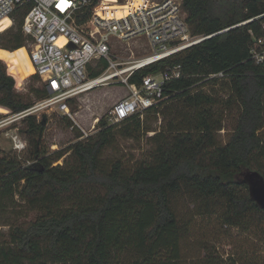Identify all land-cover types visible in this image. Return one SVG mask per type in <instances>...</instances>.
<instances>
[{
	"label": "trees",
	"instance_id": "trees-1",
	"mask_svg": "<svg viewBox=\"0 0 264 264\" xmlns=\"http://www.w3.org/2000/svg\"><path fill=\"white\" fill-rule=\"evenodd\" d=\"M184 7L194 35L214 36L136 75L140 81L181 65L184 77L168 85L166 102L120 124H109L103 116L98 133L73 144L63 165L58 163L65 153H43L46 116L25 119L24 134L33 140L28 139L24 154L0 150V207L18 190L39 213L29 227H11L9 240L0 243V264H184L175 204L183 191L207 199L212 207L222 201L225 225L246 228L250 216L264 221V209L251 199L245 179L246 170L264 176V68L250 59V31L260 22L238 26L264 14V0H184ZM26 43L21 31L0 47L18 50L12 57L21 62L18 55ZM220 72L224 78L208 79ZM10 75L0 63V106L17 113L32 105L16 91ZM219 83L229 93L226 99L214 89L205 91ZM38 95L48 96L44 85ZM175 99L187 102L194 114L185 127L168 134L155 131L152 140L158 147L152 162L132 174L121 161L110 168L102 165L103 153L117 136L132 139L153 132L142 119ZM215 103L227 109L239 106L237 127L227 144L217 139L222 118L207 108ZM214 262L215 257L207 258V264Z\"/></svg>",
	"mask_w": 264,
	"mask_h": 264
},
{
	"label": "built area",
	"instance_id": "built-area-1",
	"mask_svg": "<svg viewBox=\"0 0 264 264\" xmlns=\"http://www.w3.org/2000/svg\"><path fill=\"white\" fill-rule=\"evenodd\" d=\"M20 10H25L22 31L31 64L48 96L24 111L9 110L0 118V134L18 155L27 151L28 142L17 123L45 112L75 120L71 102L98 87L123 85L131 91L108 112L110 124H120L136 114L143 116L163 104L170 96L168 85L184 77L182 66H169L140 81L135 80L136 75L214 36L193 34L184 0H0V23ZM254 21L260 23L257 30L250 31V59L264 68V14L238 26ZM136 38L148 40L150 53L137 57L131 52L127 59L113 50L114 42ZM224 77L220 72L208 79Z\"/></svg>",
	"mask_w": 264,
	"mask_h": 264
},
{
	"label": "rangeland",
	"instance_id": "rangeland-1",
	"mask_svg": "<svg viewBox=\"0 0 264 264\" xmlns=\"http://www.w3.org/2000/svg\"><path fill=\"white\" fill-rule=\"evenodd\" d=\"M114 1L109 0V3ZM20 13L0 23V43H6L14 34L22 31ZM112 15L113 13H110L108 16L111 17ZM21 49L24 50V53H20L18 56L22 63L12 57V54L18 50L12 51L0 47V63L6 67L9 75L11 73L14 76L10 75L15 79L16 91L33 105L43 99L38 95L43 83L30 62V47L26 43V47ZM113 50L127 59L131 52H134L137 57L150 53L148 40L139 38L131 42H114ZM222 88L223 85L220 83L215 86L207 85L205 91L213 92L212 89H214L218 93L215 94L220 99H226L229 93ZM130 93V89L123 85H105L84 93L76 97L70 104L75 120L59 113L45 112L39 116L36 115L38 121H41L44 116L47 117L48 121L42 140L43 153L48 156L55 152L65 153L58 163L63 165L65 160H70L69 148L82 139L81 136L86 137L87 134L94 136L98 133L99 125H94V120L97 117L106 116L108 121L110 109ZM0 107L2 108L0 111L1 118L9 110ZM207 108L213 111L217 119L222 118L223 126L217 134V139L219 143L227 144L237 127L239 106L233 105L227 109L220 103H215L212 107ZM159 111V113L150 112L142 119L145 126L151 127L153 132L142 133L138 138L132 139L117 136L116 143L103 153L102 165L110 168L112 164L121 161L124 169L132 174L139 166L153 161L158 145L152 140V137L157 132L163 131L168 134L176 128L185 127L188 119L194 114V110L182 99H175L161 106ZM78 112L81 113L80 116L77 115ZM95 116L96 118H94ZM83 118H87L88 121L86 122ZM16 126L23 137L27 139V142L28 139L30 142L33 140L31 136L24 134L28 127L26 120L17 123ZM30 146L32 151L33 144L30 143ZM0 150L13 151L10 141L2 134H0ZM27 156L28 154H26L25 159ZM7 199L9 200L5 203ZM206 202L207 199L201 201L193 198L192 193L187 191H183L176 198L175 204L179 212L180 229L183 234L182 255L185 258L184 264H207L208 257H215L214 264H220L222 260L230 264V259H233L235 264H264V221L259 222L257 217L251 219L252 216H250L246 228L231 227L225 225L222 220L225 213L224 203L222 201L221 203L217 202L212 207ZM37 216L39 213L32 211L30 206L19 197L18 190L14 197H5L0 207V243L9 240L13 225L27 228L36 220Z\"/></svg>",
	"mask_w": 264,
	"mask_h": 264
},
{
	"label": "water",
	"instance_id": "water-1",
	"mask_svg": "<svg viewBox=\"0 0 264 264\" xmlns=\"http://www.w3.org/2000/svg\"><path fill=\"white\" fill-rule=\"evenodd\" d=\"M245 177L251 199L264 209V176L258 171L246 170Z\"/></svg>",
	"mask_w": 264,
	"mask_h": 264
},
{
	"label": "crops",
	"instance_id": "crops-1",
	"mask_svg": "<svg viewBox=\"0 0 264 264\" xmlns=\"http://www.w3.org/2000/svg\"><path fill=\"white\" fill-rule=\"evenodd\" d=\"M21 12V13H20ZM20 13V15L22 16V25H23V17H24V14H25V10H20V11H18V12H16L14 15H16V14H19ZM10 26V25H9ZM8 28V27H7ZM21 29H22V26H21ZM6 30V29H5ZM4 30V31H5ZM3 31V32H4ZM22 33H23V31H22ZM24 35V34H23ZM25 36V35H24ZM27 45H28V43H27ZM29 46V45H28ZM26 47V46H25ZM21 50V49H20ZM29 59H30V52H29ZM30 62H31V60H30ZM6 109H8V108H6ZM8 110H10V109H8ZM77 115H81V113L80 112H78L77 113ZM82 117V116H81ZM103 117V116H102ZM102 117H97V119H95L94 120V125L95 124H98V122H99V120L102 118ZM94 118H96V116L94 117ZM83 119H85V121L87 122L88 121V119L87 118H83ZM79 124H81L79 121H77ZM93 123V122H92ZM81 126H82V124H81ZM83 127V126H82Z\"/></svg>",
	"mask_w": 264,
	"mask_h": 264
},
{
	"label": "bare ground",
	"instance_id": "bare-ground-1",
	"mask_svg": "<svg viewBox=\"0 0 264 264\" xmlns=\"http://www.w3.org/2000/svg\"><path fill=\"white\" fill-rule=\"evenodd\" d=\"M108 2H109V0H107ZM118 13V12H117ZM118 14H120V13H118ZM110 17V16H109ZM112 17V16H111Z\"/></svg>",
	"mask_w": 264,
	"mask_h": 264
}]
</instances>
